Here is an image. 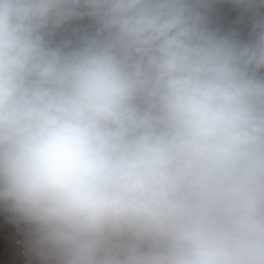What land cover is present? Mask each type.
I'll return each mask as SVG.
<instances>
[{"label":"clouds","instance_id":"9594fccd","mask_svg":"<svg viewBox=\"0 0 264 264\" xmlns=\"http://www.w3.org/2000/svg\"><path fill=\"white\" fill-rule=\"evenodd\" d=\"M0 209L41 264H264V0H0Z\"/></svg>","mask_w":264,"mask_h":264},{"label":"crops","instance_id":"0c3cea01","mask_svg":"<svg viewBox=\"0 0 264 264\" xmlns=\"http://www.w3.org/2000/svg\"><path fill=\"white\" fill-rule=\"evenodd\" d=\"M20 230L24 232L22 235H19V241H15L11 248L0 250V256L5 259L7 264H41L39 257L32 249L28 230L24 228H21ZM14 231L15 230H12L10 233L13 237H15Z\"/></svg>","mask_w":264,"mask_h":264},{"label":"rangeland","instance_id":"374dc122","mask_svg":"<svg viewBox=\"0 0 264 264\" xmlns=\"http://www.w3.org/2000/svg\"><path fill=\"white\" fill-rule=\"evenodd\" d=\"M0 212L6 213V209H0ZM21 228L27 229V226L24 225L22 222H18V221L13 224L12 230H15L16 232L14 231L15 237H13V236L12 237L14 238V241H16V242L19 241V239H18L19 235H22L24 232V231L22 232V230H20Z\"/></svg>","mask_w":264,"mask_h":264}]
</instances>
